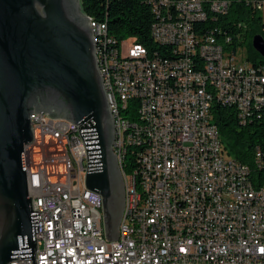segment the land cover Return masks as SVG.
Returning <instances> with one entry per match:
<instances>
[{
  "label": "built area",
  "instance_id": "2783aa9c",
  "mask_svg": "<svg viewBox=\"0 0 264 264\" xmlns=\"http://www.w3.org/2000/svg\"><path fill=\"white\" fill-rule=\"evenodd\" d=\"M149 1L151 49L105 37L104 23L92 28L102 41L119 167L121 147H131L118 241L106 239L102 197L86 189L79 125L34 114L25 158L40 213L36 264H264V146L252 171L228 155L213 114L220 105L233 108L241 126L264 120V65L236 57L240 33L201 29L228 15L230 0ZM235 2L264 11V0Z\"/></svg>",
  "mask_w": 264,
  "mask_h": 264
},
{
  "label": "water",
  "instance_id": "95a60500",
  "mask_svg": "<svg viewBox=\"0 0 264 264\" xmlns=\"http://www.w3.org/2000/svg\"><path fill=\"white\" fill-rule=\"evenodd\" d=\"M264 57V37L253 38ZM38 113L79 125L86 189L102 197L109 242L118 241L125 185L115 124L81 0H0V264H36L39 215L29 195L25 147Z\"/></svg>",
  "mask_w": 264,
  "mask_h": 264
},
{
  "label": "trees",
  "instance_id": "16d2710c",
  "mask_svg": "<svg viewBox=\"0 0 264 264\" xmlns=\"http://www.w3.org/2000/svg\"><path fill=\"white\" fill-rule=\"evenodd\" d=\"M232 2L230 12L214 22L209 18L200 27L203 31L220 27L230 34L254 32L261 24L257 14L252 13L246 6ZM83 13L92 18L93 22L104 23L107 27V37L116 40L134 39L137 43L152 48L155 46L151 38V28L155 22L153 6L149 0H81ZM239 23H245L246 29L238 28ZM254 38V37H253ZM235 38L232 47L238 45ZM248 60L255 65H264V57L251 47ZM214 122L219 128L222 143L231 157L248 165L254 170V156L258 146H264V120H256L241 126L235 110L215 105L213 108ZM130 160L129 154L126 157Z\"/></svg>",
  "mask_w": 264,
  "mask_h": 264
},
{
  "label": "bare ground",
  "instance_id": "6f19581e",
  "mask_svg": "<svg viewBox=\"0 0 264 264\" xmlns=\"http://www.w3.org/2000/svg\"><path fill=\"white\" fill-rule=\"evenodd\" d=\"M92 28L100 29L101 23L97 24L92 20ZM104 36L107 37V27L104 25ZM97 47V60L99 64V69L102 71L103 64V55H101L102 50V41H95ZM103 78V83L105 86V77ZM116 96H123V89H116ZM114 106H121V98H114ZM121 116L122 118H130V108L122 107L121 108ZM127 154L129 157L131 156V147L130 146H122L119 151V162H120V170L123 175L124 181H131V161L127 163ZM29 195L32 196L35 194V178L27 177ZM140 186V177H133L132 179V187Z\"/></svg>",
  "mask_w": 264,
  "mask_h": 264
},
{
  "label": "rangeland",
  "instance_id": "374dc122",
  "mask_svg": "<svg viewBox=\"0 0 264 264\" xmlns=\"http://www.w3.org/2000/svg\"><path fill=\"white\" fill-rule=\"evenodd\" d=\"M260 18H262V22L260 25L256 26L255 31L257 33H263V25H264V11L258 14ZM254 32H242L240 33L239 37L237 38L238 40V45L233 47V49L236 51V57L241 59V60H247L251 54V47H253V35ZM128 47V45H127ZM130 160L127 161L129 163Z\"/></svg>",
  "mask_w": 264,
  "mask_h": 264
}]
</instances>
